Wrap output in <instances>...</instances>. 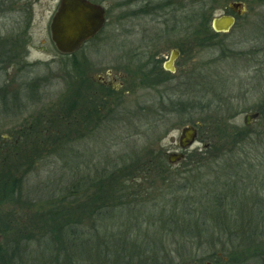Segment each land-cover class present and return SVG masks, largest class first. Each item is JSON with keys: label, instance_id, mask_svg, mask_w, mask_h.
<instances>
[{"label": "rangeland", "instance_id": "obj_1", "mask_svg": "<svg viewBox=\"0 0 264 264\" xmlns=\"http://www.w3.org/2000/svg\"><path fill=\"white\" fill-rule=\"evenodd\" d=\"M60 1L0 0V147L14 145L11 159L32 161L28 175L17 176L23 181L19 205L0 204V215L11 211L17 221L6 227L0 217L1 260L232 264L228 254L238 249L235 264H261L255 255L264 243V0H186V5L204 2L212 17L202 21L210 23V30L215 17L232 14L225 10L232 1L245 4L246 14L237 17L229 33L212 30L217 35L203 34L196 42L188 34L186 76L173 77L170 95L160 97L161 88L156 95L128 96L123 120L136 124L93 125L71 124L74 107L68 100L76 93L83 123L85 58L101 60L103 72L113 69L122 45L133 47L142 38L139 31L149 34L163 22L142 13L130 16L149 0L126 7L124 19L119 17L121 0H98L109 12L104 29L80 51L64 56L49 28ZM163 1L176 8L183 2H150L157 7ZM159 104L171 111L162 112ZM253 114L260 117L246 125V116ZM53 122L60 124L62 136L67 133L60 146L54 144L59 131L47 127ZM195 124L201 125V143L183 161L170 164L165 154L180 152L182 129ZM32 129L43 136L31 137L19 150L15 141ZM7 160H1V170L10 166ZM122 167L129 175L126 184L134 187L135 176L146 193L113 192L108 203L118 207L110 204L105 219L75 228L77 241L33 234L38 216L55 209L75 214L79 206L93 204L95 183L106 182ZM237 235L255 242L240 247L233 241Z\"/></svg>", "mask_w": 264, "mask_h": 264}, {"label": "flooded vegetation", "instance_id": "obj_2", "mask_svg": "<svg viewBox=\"0 0 264 264\" xmlns=\"http://www.w3.org/2000/svg\"><path fill=\"white\" fill-rule=\"evenodd\" d=\"M89 1L105 9L107 20L109 12L102 5V1ZM135 1L139 0H130L126 3L124 0L120 1L119 9L122 11L119 17L121 19H124L126 15L124 9L131 5L134 7ZM150 1H148L149 4L146 7L131 12L130 16H136L139 13L147 16H158L159 21H162L163 24L152 28L149 34H146L144 30L139 31L142 38L133 47L127 49L122 45L116 66L113 69H107L103 72L104 63L101 60L91 57L85 58L86 75L83 85L85 89L84 121L80 123L78 108L75 105L73 112L71 111V124H136L135 121L123 120L124 106L128 96L136 97L144 92L156 95L163 88L164 91L160 94V97L164 98L170 95V83L173 77L177 74L181 77L186 76V54L184 53L185 50H183V48L187 47L188 42L187 26L184 24V16L187 10L186 0H183L177 8L169 1L158 3L160 5L157 7L156 4H151ZM231 3L241 2L232 1ZM225 10L231 12V16L236 19L239 17L233 10L229 9V6ZM174 14L180 15L179 25H171L170 17ZM162 18H164V21ZM121 35L122 37L125 36L123 29L121 30ZM168 51L169 54L167 55ZM74 101L79 102L77 98H74ZM165 106L159 104V110L162 112L171 111L170 107L166 109ZM96 114L100 116H96ZM9 140H12V138L10 137ZM200 140L198 127L197 144L201 143ZM179 150L180 152H170L165 155L169 157L171 153L184 152L180 147ZM189 151H185V156H187ZM9 154H11V150Z\"/></svg>", "mask_w": 264, "mask_h": 264}, {"label": "trees", "instance_id": "obj_3", "mask_svg": "<svg viewBox=\"0 0 264 264\" xmlns=\"http://www.w3.org/2000/svg\"><path fill=\"white\" fill-rule=\"evenodd\" d=\"M203 3L204 2L192 3L190 5L188 3L186 15L184 16V24L187 26L188 34H190L191 37L194 36L193 37L194 42L199 41L202 38L203 34L208 35L209 33H211L213 35H217V34H214L212 32V30H210V27H208L210 23H208V22L206 23V21H202L203 16L212 17V15L205 9L204 5L202 6ZM157 6H159V5H157ZM171 18H172L171 23L173 24V26L180 24V20H179L180 15L174 14ZM194 25H196V26H194ZM193 29H194V31H193ZM188 42H187V45H188ZM190 44H191V42H189V46H190ZM183 50H185L184 53L187 54L186 50H188V48L187 47L183 48ZM83 89H84V87H83ZM73 97L78 98L76 96V93L73 95ZM68 100H70L71 107H74L75 105L78 104L76 101L72 100L71 96L68 98ZM60 120L62 121V118H60ZM64 120H67V119L64 118ZM47 127H48L49 131L51 129H57L59 131L55 134H57L60 137H57L58 139H56L54 144H56V145L59 144V142L62 141L63 138L67 137V133H65L63 136L61 135L60 124L53 122V124H48ZM32 131H29L30 133L29 132L25 133V137H24V134H22V137L19 136L17 138V140L15 141V145H16V143H19V147H18L19 150H21L20 148H24L27 141L30 142L29 139L31 137L40 140V138L43 136V131H39V130L36 131L33 129H32ZM8 142H9V139H8ZM0 145H3V141L0 142ZM60 145H62V144H59L58 146H60ZM13 146L14 145H11L9 149H7V148L2 149L0 147V164H1V160L3 162L4 158H6V156H8V158L10 159V160H7V162L10 164V166H8V169H4V170L0 169V204H1V202H2V204H4L6 202L9 204L11 203L12 204L11 206H17V205H19L17 203H19L22 200L21 190H22V185H23L22 178H18L17 176H20V175L23 176L25 174H26L25 176H27L28 173L31 171L32 161L30 159L23 160V161H21V160L14 161L13 159H15L14 158L15 155H13L12 156L13 158L11 159V154H9V151L11 149L14 151ZM25 154H28V153H25ZM124 171L125 170L123 167L122 168H116L114 173L108 175L109 178H108V180H106V182H104V178L102 179L101 183L98 184L96 182L95 187L97 188L98 193L96 194L95 198H92L93 204H92V202H89L84 207L79 208L80 207L79 206L77 208V210L75 211V214L72 213L71 210L66 211L63 209H61V210L55 209L54 212H46V214L38 216L37 218H39L40 221L39 222L34 221V224L38 223V225H36V228L33 229V231H34L33 234L36 236H39V237H44L46 234H48V235L52 234L51 236H55L54 238H56L57 240L59 239V234H60L62 236H67V238L72 239L73 241H75V240L77 241L76 237H78L79 235H78V232L75 230V228L82 226L83 223L87 222V221L92 223L96 217H99L101 219H105L106 216L108 215L107 211H109V207H110L109 205L111 204L112 206H117L116 204L108 203L111 201V198H113V192L118 193V189H122V190H124V191H122L123 193H128L129 191L132 190L133 194H130V195H134L136 193V189H137V192L139 193L137 195L146 193L142 190V188L140 186L138 187V184H137L138 182H137V179L135 178V176H133L134 187H131L129 184H126V183H128V181H127V178H124V176H129V175H127V174L124 175ZM126 172H127V170H126ZM137 177H139V176H137ZM141 177H142V175H140V178ZM101 194H103L102 197L100 196ZM130 195L125 196V197L122 196V198L124 200H127L126 198L129 197ZM96 198H97V200H96ZM99 198H101V203H102L101 206L96 205V204L100 203ZM86 200H88V199L86 198L85 201ZM144 209L147 210V208H144ZM78 212L80 213L79 216H78ZM9 213H7L6 215H4V214L0 215V217L3 218V220L5 218V221H2L4 224L3 226L8 227L10 224L13 223V221L17 222L14 219L15 213L12 214L11 211H9ZM218 219H219V217H217V220ZM21 224H23V223H21ZM230 241H232V240L230 239ZM233 241L239 242L240 247L245 246V244H247L248 246H251L252 243L255 242L254 239H252V238L239 237V235H237L236 239ZM211 242H214V239L209 241V243H211ZM75 244H77V243L75 242ZM256 251H257V253L255 256L261 260L260 261L261 264H264V243L261 246H258ZM238 252H239L238 249H236V250H233L232 252H230L228 254L229 256H231L230 261H232V264H235L234 261L236 259H234V258H236V255ZM3 256H5V254H3ZM2 258L3 257H1V255H0V264H6L5 260H3V261L1 260ZM223 264H225V263H223Z\"/></svg>", "mask_w": 264, "mask_h": 264}, {"label": "water", "instance_id": "obj_4", "mask_svg": "<svg viewBox=\"0 0 264 264\" xmlns=\"http://www.w3.org/2000/svg\"><path fill=\"white\" fill-rule=\"evenodd\" d=\"M229 9L237 16L246 14V8L242 3H231ZM105 9L89 0H61L57 11L50 23L51 41L58 52L64 56H72L77 53L86 42L94 39L106 24ZM236 24V18L231 15H221L212 20V29L216 33H229ZM174 59V56H173ZM259 118V114L248 115L245 124ZM198 127L187 126L182 129L178 145L182 151H188L194 147L198 138ZM184 152L169 154L170 164H176L185 159ZM206 264H212L206 262Z\"/></svg>", "mask_w": 264, "mask_h": 264}]
</instances>
